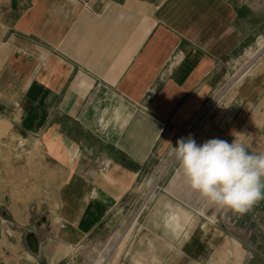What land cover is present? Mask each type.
<instances>
[{"label":"crops","instance_id":"crops-1","mask_svg":"<svg viewBox=\"0 0 264 264\" xmlns=\"http://www.w3.org/2000/svg\"><path fill=\"white\" fill-rule=\"evenodd\" d=\"M258 10L250 0H0V149L36 178L48 211L35 250L1 227L0 264H78L75 247L117 223L155 152L171 162L165 192L115 264H264V199L245 213L211 205L158 152L264 33ZM209 123V139L264 153V64Z\"/></svg>","mask_w":264,"mask_h":264},{"label":"rangeland","instance_id":"rangeland-1","mask_svg":"<svg viewBox=\"0 0 264 264\" xmlns=\"http://www.w3.org/2000/svg\"><path fill=\"white\" fill-rule=\"evenodd\" d=\"M250 2L255 3L256 6L258 5V11L260 14L264 15V0H250ZM250 55H255L254 57L257 60H255L249 76L259 65L264 64V33L257 35L255 40L249 44L238 57L236 56L232 64L229 65V73L221 85L226 82L238 68L245 64ZM238 85L231 88L207 116H201L199 114L193 122L172 141L166 150L160 149L158 152L172 154L171 145L175 147L176 141L179 138L189 135L196 140L197 144L205 142V138L209 140V121L214 110L225 102ZM217 89L208 101L212 99ZM1 152L0 149V230L2 226L6 227L4 224H8L10 236L13 238L17 236V238L20 239L21 246L28 249L25 238L26 235L34 232L41 233L43 230L41 224L42 217L48 213L45 207L37 206L36 200L41 198L44 194H40L35 190V187H33L34 182H36L35 177H32L31 174L29 176L19 175V163L14 160L16 157L14 158V156H11V159H9L6 155V158H3ZM13 152L16 153V149H14ZM8 153L10 154L11 151H7V154ZM165 157L166 156L160 157L157 152L152 156V159L145 166L143 173L135 183L134 188L127 194L118 209L116 213V219H118L117 223L112 228L104 230L100 236L91 238L89 241L84 242L83 245L75 247V254H77V256L74 258L78 264H92L94 263L93 261L97 259L98 255H101L100 264H115V260H119V255L124 249L128 248L131 238L141 227L143 219L151 208L152 203L157 200L160 193L165 192L164 179L167 175V169L171 164V162L163 160ZM30 168H32V166L28 165L27 169ZM30 170L32 173L33 170ZM21 203L29 204L28 208L19 207Z\"/></svg>","mask_w":264,"mask_h":264},{"label":"clouds","instance_id":"clouds-1","mask_svg":"<svg viewBox=\"0 0 264 264\" xmlns=\"http://www.w3.org/2000/svg\"><path fill=\"white\" fill-rule=\"evenodd\" d=\"M171 152L189 187L209 204L245 213L264 199V153H252L235 138L197 144L181 137Z\"/></svg>","mask_w":264,"mask_h":264},{"label":"built area","instance_id":"built-area-1","mask_svg":"<svg viewBox=\"0 0 264 264\" xmlns=\"http://www.w3.org/2000/svg\"><path fill=\"white\" fill-rule=\"evenodd\" d=\"M254 56L250 55L245 64L238 68L232 76L217 89L212 99L205 104L203 110L200 112L201 116H207L231 88L238 85L249 76L255 60H257Z\"/></svg>","mask_w":264,"mask_h":264},{"label":"water","instance_id":"water-1","mask_svg":"<svg viewBox=\"0 0 264 264\" xmlns=\"http://www.w3.org/2000/svg\"><path fill=\"white\" fill-rule=\"evenodd\" d=\"M27 242L31 247V249L33 250L37 249V241L33 233L27 235Z\"/></svg>","mask_w":264,"mask_h":264}]
</instances>
